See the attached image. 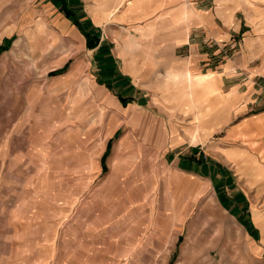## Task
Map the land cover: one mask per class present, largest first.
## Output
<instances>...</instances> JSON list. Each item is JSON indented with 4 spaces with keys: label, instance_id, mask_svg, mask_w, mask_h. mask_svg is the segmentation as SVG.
Here are the masks:
<instances>
[{
    "label": "rangeland",
    "instance_id": "1",
    "mask_svg": "<svg viewBox=\"0 0 264 264\" xmlns=\"http://www.w3.org/2000/svg\"><path fill=\"white\" fill-rule=\"evenodd\" d=\"M255 1L209 66L225 63L226 87L241 82L247 93L241 105L226 103L225 122L264 108V0ZM48 22L45 39V0H0V264H264V169L254 172L249 152L224 164L229 200L214 179L172 164L167 173L160 147L186 145L173 106L189 94L170 93L157 72L134 80L140 94H128L137 87L122 77L94 87L80 32L52 14ZM190 80V119L202 123L215 107L207 111ZM235 188L251 200L246 215L228 208ZM75 234L81 246L65 252L61 240Z\"/></svg>",
    "mask_w": 264,
    "mask_h": 264
},
{
    "label": "crops",
    "instance_id": "2",
    "mask_svg": "<svg viewBox=\"0 0 264 264\" xmlns=\"http://www.w3.org/2000/svg\"><path fill=\"white\" fill-rule=\"evenodd\" d=\"M255 2V0H45V39L52 30L48 22L50 14L55 19L58 18L61 29L72 27L71 32H82V35L79 33V37L77 35L73 37L76 38V44L89 48L90 54L87 59L89 58L90 66L87 70L94 87L97 86L99 79L109 85L122 77L128 78L139 89L130 86L126 91L128 94H140L142 86L134 80L153 76L157 72V75L161 74L160 77H166L169 81L167 84L175 88L170 93L177 96L184 92L189 94V97L182 99L185 102L184 106L182 100L173 106L176 110V123L180 121L178 117L183 118L180 124L185 127L183 136L186 145L177 149L175 146L183 141L177 142L175 146L170 144L166 148L161 145L160 159L163 167L172 164L174 172L181 175L203 176L207 178L206 183L214 179L225 193L224 198L229 200L231 195L227 193L229 185L226 183L229 182L230 174L224 167L226 161L233 159L236 162L242 157H247L249 152L254 172H261V169H264V162H258V158L264 157V108H259L247 116L239 114L238 119L235 118L232 123L225 122L223 111L226 103L239 101L238 104L241 105L246 100L247 93L244 97L241 96L244 89L241 82L226 87L227 77L231 76L225 70V63L222 62L212 68L209 66L217 57L219 58L221 44L241 27V19H238L236 14L248 12L247 8ZM62 12L71 16L74 23L71 24V20L69 21ZM246 57L247 55H244V60ZM191 76L199 86L195 93L207 97L208 103L205 105L207 111L210 112L211 107H215L202 123L190 119L191 112L198 108L190 97L194 92L193 86H190ZM246 76L251 82L257 74ZM184 82L187 83L185 91L182 90ZM252 91L259 94L257 89ZM248 98L258 100L256 95H249ZM216 109H221L222 116L219 114L220 111H215ZM237 112L234 111V114L237 115ZM195 125L198 127L196 131ZM196 134L199 138L195 140ZM123 136V140H118V146L124 144L127 136ZM173 141L174 139L167 143ZM109 148L110 145L106 146L101 159L106 158ZM150 148L154 149L152 146ZM165 171L169 173V169L166 168ZM235 189L233 199L236 201L229 203L228 208L230 210L232 206L237 208L233 212L236 216L243 213L246 215L241 209H246V200L251 206V200L244 195L245 191L242 188ZM253 215L257 223L262 225V222L257 220L258 214L255 212ZM78 226L76 234H80L84 227L81 221ZM76 234L72 236L73 239L63 237V242L61 240L65 252L81 246L83 241ZM255 252L256 250H253V253Z\"/></svg>",
    "mask_w": 264,
    "mask_h": 264
},
{
    "label": "bare ground",
    "instance_id": "3",
    "mask_svg": "<svg viewBox=\"0 0 264 264\" xmlns=\"http://www.w3.org/2000/svg\"><path fill=\"white\" fill-rule=\"evenodd\" d=\"M4 58H5V57H2L1 60H0V62H3Z\"/></svg>",
    "mask_w": 264,
    "mask_h": 264
}]
</instances>
